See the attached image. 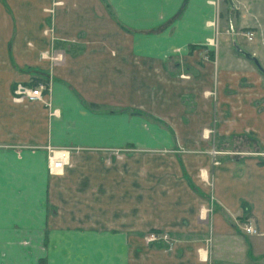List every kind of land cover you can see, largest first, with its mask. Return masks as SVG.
<instances>
[{
  "label": "crops",
  "instance_id": "0c3cea01",
  "mask_svg": "<svg viewBox=\"0 0 264 264\" xmlns=\"http://www.w3.org/2000/svg\"><path fill=\"white\" fill-rule=\"evenodd\" d=\"M219 1L0 0V239H47L46 264H264V111L247 108L240 150L238 121L203 134L207 101L190 108L185 65L216 43L221 87L229 73ZM49 147L74 148L64 171Z\"/></svg>",
  "mask_w": 264,
  "mask_h": 264
},
{
  "label": "rangeland",
  "instance_id": "374dc122",
  "mask_svg": "<svg viewBox=\"0 0 264 264\" xmlns=\"http://www.w3.org/2000/svg\"><path fill=\"white\" fill-rule=\"evenodd\" d=\"M219 2L221 4V16L218 20L217 25L216 23L215 25L217 27H220V41L224 42L227 45L223 49V51H220V55L224 54V59L220 63L226 70H228L229 73L228 76L224 77V85L223 87H221L222 84L220 85L216 70V43H214L213 53L209 56V59L212 62H208L207 64H205L203 61H197L191 63L190 65H185L186 71H189V73H191L192 75L196 74L197 76L196 78L190 76L192 78L193 86H199L202 89L200 95L192 96V103L190 108H192V111H195V109L199 108L197 106L198 100H204L205 102L207 101L206 110L208 111L206 113H208V115L211 114V117H213V125L211 127H205L203 129V134H205V131L208 129L210 130V135L218 134L219 131L215 128L214 121H216L215 123L217 124L222 120L224 122H230L233 119L239 122V131L235 130L236 134L234 133V131L226 134L234 133V136H238L241 138L239 139L241 140L239 144H232L233 147L239 146L240 150H244L243 148H245L246 150H248V148H250L251 150H256L253 147L254 143L248 142V140H245L243 138H249L248 134L250 132L246 125L249 121L248 118L252 117L251 112H253L247 110V108L251 105L255 106L256 104L258 105V110L260 109V112L264 111V74L252 61L246 59L242 54H240L242 56L241 59L237 57L239 53L236 52L234 44L232 42L234 36L231 29L233 27L240 34L236 35L239 45L245 48V50L253 53L260 60L262 66L264 67V0H220ZM63 3L64 0H54V5H63ZM50 12L52 14L54 12V8L49 9L48 13ZM248 29H252L254 31V38L251 42H249L242 36L243 34H246V30ZM234 70H242L248 73L255 74L257 80L255 78L254 80L251 75H242V77H239V75H237ZM258 82H261V85ZM37 85L38 84H36L35 82H31L23 86L35 87ZM13 93L16 97L24 94H20V92L16 91ZM204 104H202L200 109H198L200 111V114H203L205 112ZM227 124L230 123H226V125ZM72 149L74 148L49 147V170L57 172L51 169V157L54 154L53 151H71ZM111 150L119 152L138 151L136 147L117 148ZM179 150L180 152L177 154L178 156L182 157V155L184 154V149L180 148ZM149 151L154 152V150ZM68 163L69 161L66 162V165ZM61 171H64V169L60 170V172ZM153 233L158 235L157 240H153L151 238V234ZM144 241L147 246L154 243L164 244V242L167 245L172 246L175 242L169 237L168 234L163 232H154L151 230L148 231L145 235ZM47 246V239H0V264H46L45 261H42V259H40L38 255H40V249L46 248ZM9 249H11L12 251H9Z\"/></svg>",
  "mask_w": 264,
  "mask_h": 264
},
{
  "label": "built area",
  "instance_id": "2783aa9c",
  "mask_svg": "<svg viewBox=\"0 0 264 264\" xmlns=\"http://www.w3.org/2000/svg\"><path fill=\"white\" fill-rule=\"evenodd\" d=\"M246 36L248 37L249 40H253L254 38V33L253 32H247ZM45 86L44 84L40 83L35 87H26L23 90L24 95L27 97L28 100L30 101H38L41 100L43 98V90H44ZM54 154L51 157V161H53V158L56 156V154L58 152L61 153V156L59 158H57L54 162V165L51 164V169L54 171H60L62 170L67 162V157H68V151L66 150H58V151H53ZM245 230L248 233H256L257 230L254 228V226L252 224H247L245 226ZM151 238L153 240H157L158 235L157 234H151Z\"/></svg>",
  "mask_w": 264,
  "mask_h": 264
},
{
  "label": "water",
  "instance_id": "95a60500",
  "mask_svg": "<svg viewBox=\"0 0 264 264\" xmlns=\"http://www.w3.org/2000/svg\"><path fill=\"white\" fill-rule=\"evenodd\" d=\"M235 48L240 54L244 55L246 58L253 61L255 65L259 68V70L264 74V67L262 66L260 60L254 54L243 49L237 43H235Z\"/></svg>",
  "mask_w": 264,
  "mask_h": 264
},
{
  "label": "bare ground",
  "instance_id": "6f19581e",
  "mask_svg": "<svg viewBox=\"0 0 264 264\" xmlns=\"http://www.w3.org/2000/svg\"><path fill=\"white\" fill-rule=\"evenodd\" d=\"M60 156H61V153L58 152V153L56 154V156L53 158V161H52V164H53V165H54L55 160H56L57 158H59Z\"/></svg>",
  "mask_w": 264,
  "mask_h": 264
},
{
  "label": "trees",
  "instance_id": "16d2710c",
  "mask_svg": "<svg viewBox=\"0 0 264 264\" xmlns=\"http://www.w3.org/2000/svg\"><path fill=\"white\" fill-rule=\"evenodd\" d=\"M253 62V61H252ZM255 64V63H254Z\"/></svg>",
  "mask_w": 264,
  "mask_h": 264
}]
</instances>
